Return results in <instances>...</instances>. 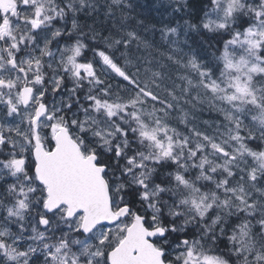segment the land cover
I'll use <instances>...</instances> for the list:
<instances>
[{
  "label": "snow or ice",
  "instance_id": "6c2138e0",
  "mask_svg": "<svg viewBox=\"0 0 264 264\" xmlns=\"http://www.w3.org/2000/svg\"><path fill=\"white\" fill-rule=\"evenodd\" d=\"M0 264H264V0H0Z\"/></svg>",
  "mask_w": 264,
  "mask_h": 264
}]
</instances>
